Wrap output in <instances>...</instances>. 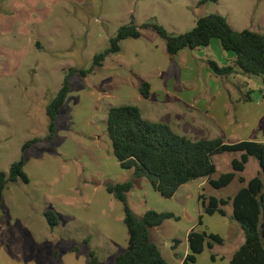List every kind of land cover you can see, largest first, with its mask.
Listing matches in <instances>:
<instances>
[{"label": "rangeland", "instance_id": "obj_1", "mask_svg": "<svg viewBox=\"0 0 264 264\" xmlns=\"http://www.w3.org/2000/svg\"><path fill=\"white\" fill-rule=\"evenodd\" d=\"M201 1L0 0V172L7 173L9 166L23 157L29 180L26 185L9 184L3 192L0 264L23 262L15 257L22 250L16 238L19 235L27 243L33 240L47 245L58 235L59 251L65 249L68 242L60 227L53 232L47 229L43 217L47 207L56 211L63 207L65 210L61 213L66 219L70 211L89 224L93 220L92 225L100 226L108 235L111 233L124 248L127 232L122 205L106 193L103 182L124 183L132 179V174L122 170L112 154L106 134L107 111L111 106L134 105L145 117H155L156 105L139 97L132 83L134 74L146 79L154 65L169 60L161 38L151 29H140V38L123 41L122 51L107 56L102 67L85 78L74 75L56 121L54 140L36 143L24 153L21 147L27 141L46 136L45 109L60 89L67 70L89 69L93 57L108 47L109 39L131 18L138 27L157 24L172 36L190 31L199 18L211 14L224 17L234 31H254L253 22L262 11L260 5L264 4V0ZM192 54L197 58L198 76L201 70L206 71L207 59L225 65L227 56L234 55L223 51L218 39H212L208 47L197 48ZM243 81L244 84L233 86L239 97L249 94L260 99L264 81L255 76L245 77ZM217 99L214 97V101ZM216 105L220 107V102ZM156 117L149 119L165 120L175 133L192 141L217 137L199 125L190 127L188 119L180 118L175 109ZM232 155L235 154L214 157L219 171L224 169L222 162H228ZM252 173L249 167L247 175ZM140 181L127 194L128 205L134 213L141 215L154 210L172 212L179 217L178 221L168 220L150 230L151 240L169 264H182L188 254L186 233L194 227L196 231L218 235L224 243L204 249L194 263L187 264H227L219 258L233 251L239 240L238 225L230 218V207H225L224 217L208 216L201 203L190 200L184 206L179 203L181 195L164 199L149 184ZM102 209L109 223L103 217L99 221ZM199 216L201 225H197ZM90 228H84L79 235L90 236L94 242L98 231ZM115 249L123 251L120 247ZM49 254H52L50 249ZM213 254L218 257L215 261L210 259Z\"/></svg>", "mask_w": 264, "mask_h": 264}, {"label": "trees", "instance_id": "obj_2", "mask_svg": "<svg viewBox=\"0 0 264 264\" xmlns=\"http://www.w3.org/2000/svg\"><path fill=\"white\" fill-rule=\"evenodd\" d=\"M204 2L206 0L201 1ZM140 29H151L161 38L165 42L169 57L183 50L193 51L208 47L212 39H218L222 50L232 52L235 60L233 64L219 66L215 61L207 59L206 66L216 77L227 78L240 72L264 81V33L247 29L234 31L226 19L218 14L199 18L193 29L176 36L168 34L157 24H143L138 27L131 18L128 24L120 26L109 39L108 47L93 57L89 69L67 70L60 89L45 109L48 119L46 136L25 142L21 147L22 153L36 143H49L54 140L56 121L70 93L71 78L74 75L85 78L102 67L107 56L120 52L123 41L140 38ZM138 93L143 99H148L150 85L141 82ZM248 99L249 94L241 98L244 101ZM106 134L120 168L132 171V179L127 182L104 184L105 191L122 205L123 223L128 235L125 250L114 257L113 264H169L151 240L150 230L160 227L168 220L178 221L179 217L172 212L154 210H147L141 215L134 213L128 205L127 194L137 181L144 179L160 197L171 199L182 185L200 179H208L209 185L216 190L228 186L237 174L244 171L249 158L256 160L261 174H264V143H227L221 138L192 141L175 133L164 123L143 119L139 108L133 105L113 106L108 109ZM224 153H240V157L231 161V171L211 180L210 177L216 171L214 157ZM25 164V159L21 157L9 166L7 173L0 172V202L9 184H28ZM239 182L243 187L232 198L200 195L198 200L208 216L218 214L224 217L225 207H232L230 218L241 230L244 242L233 253L229 264H264V178L257 175L246 180L239 176ZM44 217L51 229L57 226L58 220L54 212L46 210ZM197 223L201 225V216ZM223 243L224 240L218 235L191 229L187 234L188 254L183 264L194 263L204 249H212L215 244ZM210 259L215 261V255H211ZM88 264H97L92 253L89 254Z\"/></svg>", "mask_w": 264, "mask_h": 264}, {"label": "crops", "instance_id": "obj_3", "mask_svg": "<svg viewBox=\"0 0 264 264\" xmlns=\"http://www.w3.org/2000/svg\"><path fill=\"white\" fill-rule=\"evenodd\" d=\"M260 7L262 11L257 15L256 20L253 22V26L254 31L264 33V4H261ZM121 51L122 50H120V52ZM193 51L183 50L177 55L168 58L169 60H164L158 65H154L151 75L148 78L146 77V79H143V77L138 74H134V82L132 84L135 90L138 91L141 82H147L150 85L149 98L143 99L140 95L139 97L145 101H152L156 105L155 111H153L155 117H145L139 108L142 118L150 122L161 121L170 127V123H167L165 120L158 121L159 119L149 118H157L156 114H164L165 111L175 109V112L180 114V118L188 119V125L190 127L197 125L202 129L204 127L208 129L211 134L216 135V138H221L227 143H237L240 141L264 143V96L261 95L260 99L249 96V99L244 101L241 100L242 95L239 97V95L233 90V86L237 87L240 84H244L245 82L243 80L245 77L250 76L237 72L227 78L219 79L215 75L214 77L211 73L212 71L207 68L206 71L201 70L200 76H198L199 69L197 67V58L192 54ZM227 57V63L219 66L233 64L235 55ZM214 97H218V99L214 101ZM217 102H220V107L216 105ZM161 104H165L167 109H163L165 105ZM227 112H229V114H227ZM197 113L200 114L197 115ZM198 119H201L202 121L198 122ZM101 122L104 123V120H101ZM231 154L235 155H232L228 162H222L224 164V169L219 171L218 166L215 163V174L217 177H214L213 175L210 177L211 180H216V178L222 173L231 171V161L233 159H238L240 153ZM249 167L253 169V173L247 175ZM130 172L132 174V171ZM257 175L264 178V174H261L260 167L256 160L249 158L244 171L237 174L228 186L216 190L209 185L208 179H200L182 185L173 197L181 195L179 203L184 206L190 200H195L197 203H200L198 200L200 195L232 198L243 187V184L236 182V180L239 181V176L244 177L246 180H250ZM140 182L144 184L147 183L144 179H141ZM235 182L238 184H235ZM105 183L106 182H103V186ZM139 184L135 183V185ZM213 191H215V194ZM227 207H230V213L232 214V207L230 205ZM46 210L54 212L58 220L57 226L52 229L47 226V229L53 232L55 228L60 227L59 229L63 231L64 238L67 239L66 241L68 243L66 244L65 249L60 252V248L58 247V235H56L54 240L51 239V243L48 245L43 241L33 242V240L31 243H27L25 239L21 240L19 235L16 238L18 246L22 250L17 251L15 257H19L23 260V262L20 261V264H88L90 253L94 255L97 264H113L114 257L117 254L122 253L126 248L128 235L126 236V244L122 249L118 242L113 239L111 233L108 235V233L100 226L92 225L93 220H91L89 224L88 222L82 221L77 215H73L70 211L68 212L66 219L61 213V211L65 210L63 207H59L58 211L47 207V209L43 211V217ZM101 211L103 215L101 218L99 217V221L104 220L103 218H105L109 223L110 219L106 218L104 213L105 210L102 209ZM44 220L46 221L45 217ZM90 226L91 230L98 231V235L93 237L94 242L90 236L82 235L81 237V235H79L80 231L84 230L86 227L89 228ZM192 229L196 230V227ZM99 231H103L102 234ZM189 231L190 230L187 231L185 238L187 252V234ZM103 235H105L106 238ZM237 239H239L237 247L230 253H227V255L219 258L224 260L227 264H229V260L233 253L244 242L241 230L237 232ZM118 247L123 251H116L115 248ZM49 249L52 254L48 255ZM217 258L218 257H215V260H217Z\"/></svg>", "mask_w": 264, "mask_h": 264}, {"label": "built area", "instance_id": "obj_4", "mask_svg": "<svg viewBox=\"0 0 264 264\" xmlns=\"http://www.w3.org/2000/svg\"><path fill=\"white\" fill-rule=\"evenodd\" d=\"M261 94H262V96H264V89L261 90Z\"/></svg>", "mask_w": 264, "mask_h": 264}]
</instances>
